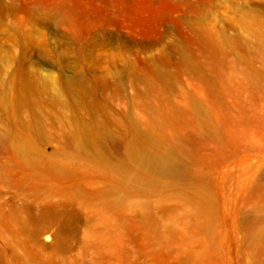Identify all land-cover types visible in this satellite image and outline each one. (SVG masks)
Masks as SVG:
<instances>
[{"label":"rangeland","instance_id":"rangeland-1","mask_svg":"<svg viewBox=\"0 0 264 264\" xmlns=\"http://www.w3.org/2000/svg\"><path fill=\"white\" fill-rule=\"evenodd\" d=\"M0 264H264V0H0Z\"/></svg>","mask_w":264,"mask_h":264}]
</instances>
